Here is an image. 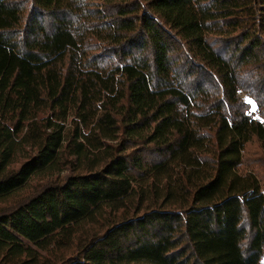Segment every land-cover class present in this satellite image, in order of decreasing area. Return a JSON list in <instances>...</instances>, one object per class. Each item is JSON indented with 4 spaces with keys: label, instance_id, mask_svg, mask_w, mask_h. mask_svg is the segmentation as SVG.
<instances>
[{
    "label": "trees",
    "instance_id": "obj_1",
    "mask_svg": "<svg viewBox=\"0 0 264 264\" xmlns=\"http://www.w3.org/2000/svg\"><path fill=\"white\" fill-rule=\"evenodd\" d=\"M263 258L264 0H0V264Z\"/></svg>",
    "mask_w": 264,
    "mask_h": 264
},
{
    "label": "rangeland",
    "instance_id": "obj_2",
    "mask_svg": "<svg viewBox=\"0 0 264 264\" xmlns=\"http://www.w3.org/2000/svg\"><path fill=\"white\" fill-rule=\"evenodd\" d=\"M247 100H250L247 96H244ZM256 105L254 103H252V111L254 113V116L255 117H258L256 111ZM259 118V117H258ZM259 150V146L256 144L255 141H253L252 143H250L248 145V148H247V152H249L250 155H255ZM248 154V155H249ZM260 264H264V258L262 259L261 263Z\"/></svg>",
    "mask_w": 264,
    "mask_h": 264
}]
</instances>
